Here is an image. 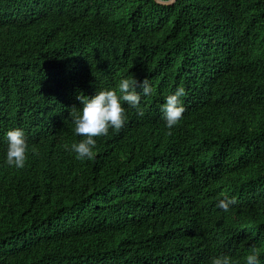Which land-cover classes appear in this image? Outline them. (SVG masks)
Listing matches in <instances>:
<instances>
[{"label": "trees", "instance_id": "1", "mask_svg": "<svg viewBox=\"0 0 264 264\" xmlns=\"http://www.w3.org/2000/svg\"><path fill=\"white\" fill-rule=\"evenodd\" d=\"M131 75L144 115L124 105L76 159L78 94ZM253 247L264 264V0H0V264H244Z\"/></svg>", "mask_w": 264, "mask_h": 264}, {"label": "clouds", "instance_id": "2", "mask_svg": "<svg viewBox=\"0 0 264 264\" xmlns=\"http://www.w3.org/2000/svg\"><path fill=\"white\" fill-rule=\"evenodd\" d=\"M152 87L147 78L137 81L133 75L121 77L115 87L100 88L91 96L78 94L80 107L76 108L72 117L74 133L82 137L71 145H65L66 150L73 152L76 159H93L95 156L96 137L106 136L109 129H120L126 122L125 107L136 109L138 116H143L140 107L142 96L150 95ZM186 96L183 86H178L174 91L164 97L160 104V112L164 125L171 129L175 126L185 111L182 98ZM6 146L4 149V162L17 169L23 168L26 161L28 142L25 131L21 127H11L4 132ZM236 203L235 197L224 196L218 199L216 207L228 212ZM210 264H233L232 258L227 254L214 256ZM244 264H262L259 249L256 247L244 257Z\"/></svg>", "mask_w": 264, "mask_h": 264}, {"label": "water", "instance_id": "3", "mask_svg": "<svg viewBox=\"0 0 264 264\" xmlns=\"http://www.w3.org/2000/svg\"><path fill=\"white\" fill-rule=\"evenodd\" d=\"M159 3H163V4H169L171 2H173L174 0H156Z\"/></svg>", "mask_w": 264, "mask_h": 264}]
</instances>
